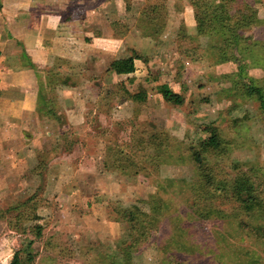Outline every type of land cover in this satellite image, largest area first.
<instances>
[{
	"label": "rangeland",
	"instance_id": "374dc122",
	"mask_svg": "<svg viewBox=\"0 0 264 264\" xmlns=\"http://www.w3.org/2000/svg\"><path fill=\"white\" fill-rule=\"evenodd\" d=\"M122 1L126 34L134 27L143 33L142 50H152L149 56L138 54L142 62L151 57L152 65L141 64L147 72L138 82L125 79L130 90L114 83L107 93L101 86V94L84 98L89 113L68 121L60 112L55 123L46 121V127L55 129L49 141L56 147L40 159L20 163L28 165L24 172L15 163H0V172L10 173L0 180V264H10L15 251L19 264H173L172 255L191 264H264V238L247 233L264 225L263 213L256 215L251 206L201 188L203 178L189 151L215 127L224 151L218 157L207 151L205 169L216 180H231L238 169H250L246 175L264 201V112L243 85L264 84V0H236L238 6L242 1L255 5L260 21L245 27L239 38L221 32L196 35L189 0H165V18L159 15L163 30L154 35L137 23L147 0ZM110 5L116 18L115 2ZM181 24L186 32L177 36ZM172 69L181 82L183 102L178 105L156 95ZM127 91H142L145 99L137 104ZM119 100L126 102L115 106ZM107 144L118 146L131 161L117 168L107 157L113 153ZM60 160L72 162L75 176L51 163ZM128 163L142 168L133 173ZM58 174L72 178L63 185L70 188L66 192L54 183ZM152 194L160 198L161 215L134 246L131 240L139 232L122 220L118 209L148 211L140 199ZM208 196L228 211L226 217L202 220L192 212L191 205ZM32 212L37 219L28 218Z\"/></svg>",
	"mask_w": 264,
	"mask_h": 264
},
{
	"label": "crops",
	"instance_id": "0c3cea01",
	"mask_svg": "<svg viewBox=\"0 0 264 264\" xmlns=\"http://www.w3.org/2000/svg\"><path fill=\"white\" fill-rule=\"evenodd\" d=\"M113 1L116 18L111 0H0V163H15L16 170L24 172L28 165L20 163H31L56 147L49 141L55 129L46 127V121L55 123L60 112V118L68 121L77 119L80 112L89 113V100L86 103L84 98L101 94V86L107 93L114 83L130 90L125 79L138 82L147 72L141 64L152 65L151 57L142 62L139 55L144 52L149 56L152 50H142L143 33L134 27L126 34V5L122 0ZM110 25L121 28L114 31ZM130 55L141 57L134 58L132 72L109 69L113 59ZM169 72L164 82L181 94L177 73ZM156 95L161 97L158 92ZM124 102L119 100L115 106ZM60 161L51 163L64 167L59 172L75 176L72 162ZM8 174L0 172V180ZM71 177L58 174L54 183L62 189L64 183H71Z\"/></svg>",
	"mask_w": 264,
	"mask_h": 264
},
{
	"label": "trees",
	"instance_id": "16d2710c",
	"mask_svg": "<svg viewBox=\"0 0 264 264\" xmlns=\"http://www.w3.org/2000/svg\"><path fill=\"white\" fill-rule=\"evenodd\" d=\"M144 15L138 17L137 23L140 24L142 30H146L154 35H159L163 30V19L165 18V11H167V5L165 0H152L145 1ZM193 16L195 20L196 35H211L216 32H221L224 35H229L234 38L241 37V31L245 27H251L258 22L257 17V7L246 1H242L241 5H236V0H189ZM162 14L164 17H159ZM165 14V15H164ZM179 31L177 32L180 36H183L185 31L182 24L179 26ZM139 57L138 55H130L123 58L113 59L109 64V69L116 73H129L134 70V58ZM223 59L226 60L227 57L223 55ZM253 81V79L251 80ZM244 91L248 96H255L259 101V108L264 112V84L258 85L253 82L244 83ZM122 87V86H121ZM126 92V89H125ZM158 93H160L163 100L167 102L174 103L176 105L182 104L183 97L178 92L173 91L166 82H162L158 85ZM129 98L136 103H141L139 100L145 99V93L142 91H134L126 93ZM135 108V107H134ZM136 114V111H135ZM238 119H235V125ZM239 130H241L239 128ZM209 135L206 139H200L198 142L191 144L189 147L190 157L197 165V170L199 175L202 176L201 188L208 191L212 189L214 193H218L224 198H234L235 201L240 204H245L251 206L255 209V214L263 213L264 215V201L260 193L257 191V186L251 180V178L246 175V170H239L236 177L229 180L226 178L214 179L209 170H206L204 163L207 162V151L212 153V157L221 156L224 147L222 143L223 139L219 136V130L215 127L209 128ZM241 132V131H240ZM107 149L113 153L108 158H111L113 162L117 163V168L121 169V163L125 160H130L129 157H123L121 149L117 146H109L107 144ZM120 149V151H119ZM151 154L148 153L145 157H150ZM105 160V158H104ZM134 166L133 173H136L142 166H137L135 163H128ZM137 166V167H136ZM208 192H204L207 194ZM212 192H210V195ZM245 194V195H244ZM212 197V196H211ZM213 198L207 197V200L203 203H193L191 205L192 212L200 219H208L211 217L223 218L226 217L228 211L222 207L216 206L212 202ZM141 202H145L148 205L149 210L144 209L139 210V212H132L131 209L125 208L118 209L120 216L122 215V220H128L132 223L131 228L137 229L139 233L133 235L132 245L138 244L140 241L144 240L148 234H146L147 226H155L158 222V218L161 215V209L159 205L160 198L157 195H150L149 199H140ZM30 210L35 207L34 204H29ZM33 207V208H32ZM256 214V215H257ZM28 216V214L26 213ZM236 215V214H235ZM3 214L0 213V217ZM17 216V215H15ZM237 216V215H236ZM29 219H37L38 215L35 212L30 214ZM27 218V219H28ZM243 222V221H241ZM247 233H254L258 238H264V225L259 224L255 227L250 228ZM264 241V239H262ZM173 256V264H191L186 262L182 258ZM20 256L18 251L13 253L10 264H19Z\"/></svg>",
	"mask_w": 264,
	"mask_h": 264
}]
</instances>
